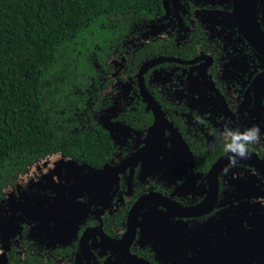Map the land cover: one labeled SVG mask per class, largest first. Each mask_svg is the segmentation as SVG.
Returning a JSON list of instances; mask_svg holds the SVG:
<instances>
[{
    "label": "flooded vegetation",
    "instance_id": "flooded-vegetation-1",
    "mask_svg": "<svg viewBox=\"0 0 264 264\" xmlns=\"http://www.w3.org/2000/svg\"><path fill=\"white\" fill-rule=\"evenodd\" d=\"M83 58L65 118L111 155L71 158L109 171L58 152L4 186L0 264H264V0H160Z\"/></svg>",
    "mask_w": 264,
    "mask_h": 264
},
{
    "label": "trees",
    "instance_id": "trees-1",
    "mask_svg": "<svg viewBox=\"0 0 264 264\" xmlns=\"http://www.w3.org/2000/svg\"><path fill=\"white\" fill-rule=\"evenodd\" d=\"M158 7L160 0H0V197L49 154L95 166L109 159L110 144L96 139L106 129H76L65 118L78 73L90 70L83 57Z\"/></svg>",
    "mask_w": 264,
    "mask_h": 264
},
{
    "label": "clouds",
    "instance_id": "clouds-1",
    "mask_svg": "<svg viewBox=\"0 0 264 264\" xmlns=\"http://www.w3.org/2000/svg\"><path fill=\"white\" fill-rule=\"evenodd\" d=\"M221 137L229 163L235 165L238 161L250 157V146L261 142V131L258 125L246 128L244 131L225 126Z\"/></svg>",
    "mask_w": 264,
    "mask_h": 264
},
{
    "label": "water",
    "instance_id": "water-1",
    "mask_svg": "<svg viewBox=\"0 0 264 264\" xmlns=\"http://www.w3.org/2000/svg\"><path fill=\"white\" fill-rule=\"evenodd\" d=\"M103 127L106 128V129H108V130H110V131L112 132V128H111L109 125L104 124ZM57 155H59V154L54 153V154H52L50 157H55V156H57ZM61 156H62V155H61ZM62 157H63L68 163L74 164V165L77 166V167H86V168H88L89 171H90V173L93 174V175L103 176L104 174H107L108 171H109V166H108V165H106V166L103 167V168H94V167H92L91 165L86 164V163H84L83 165H78V164H77V161H75V160L72 159L71 157H65V156H62ZM46 160H49V157H47ZM221 161H222V160H221ZM221 161H218V164L221 163ZM36 166H40V164L34 165V167H36ZM59 167H60V166H59ZM142 200H144V197L140 199V201H142Z\"/></svg>",
    "mask_w": 264,
    "mask_h": 264
},
{
    "label": "rangeland",
    "instance_id": "rangeland-1",
    "mask_svg": "<svg viewBox=\"0 0 264 264\" xmlns=\"http://www.w3.org/2000/svg\"><path fill=\"white\" fill-rule=\"evenodd\" d=\"M66 60H70V59H65V61H66ZM68 65L70 66L71 64H70V63H68ZM71 67H72V66H71ZM62 68H64V65H62ZM69 68H70V67H68V66H65V69H66L65 71H67V70H70ZM66 74H67V73H66ZM67 75H68V74H67Z\"/></svg>",
    "mask_w": 264,
    "mask_h": 264
}]
</instances>
